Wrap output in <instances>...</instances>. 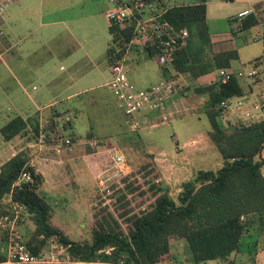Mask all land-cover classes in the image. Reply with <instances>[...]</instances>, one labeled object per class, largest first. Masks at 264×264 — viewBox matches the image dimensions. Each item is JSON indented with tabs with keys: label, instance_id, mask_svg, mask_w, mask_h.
<instances>
[{
	"label": "trees",
	"instance_id": "16d2710c",
	"mask_svg": "<svg viewBox=\"0 0 264 264\" xmlns=\"http://www.w3.org/2000/svg\"><path fill=\"white\" fill-rule=\"evenodd\" d=\"M154 0H144L149 5ZM164 4V3H163ZM152 9L175 30L193 29L203 60L189 63L184 46H177L173 59L162 68V74H187L190 78L210 73L215 68L227 67L236 59L235 50L213 51L210 32L205 19V0L192 5L172 4ZM159 7V6H157ZM255 25L251 17L241 22V29ZM111 36L106 48L108 62L121 58L127 43L133 38L131 25L108 27ZM188 38V36H187ZM187 41V40H186ZM148 56L157 51L150 43L143 45ZM258 59V57L256 58ZM203 92L204 113L209 124L207 136L219 153L222 163L216 169L196 170L181 183L176 196L160 181L152 182L147 190L153 195L145 210L134 212L128 201H123L119 215L132 212L122 228L109 210L100 209L90 231L88 242H71L50 223L52 208L39 192L42 176L27 163L26 154L18 151L0 163V215L9 213L1 203L9 198L21 204L33 223L30 237L22 234L29 250L36 253L51 236L63 244L71 258L81 260H116L123 256L125 264H177L170 254L172 238L185 241L189 260L198 264L206 260H225L236 252L246 235H251L252 246L264 247V116L249 122L225 125L220 120L219 103L230 97L241 96L244 91L239 80L231 75L225 82H213L193 87ZM25 124L15 115L1 127L3 140L24 132ZM33 136L37 135L34 127ZM29 173L30 181H17L20 170ZM135 189V188H134ZM143 192L140 190L139 194ZM120 194L117 200L123 199ZM112 247L110 254L97 253Z\"/></svg>",
	"mask_w": 264,
	"mask_h": 264
},
{
	"label": "rangeland",
	"instance_id": "374dc122",
	"mask_svg": "<svg viewBox=\"0 0 264 264\" xmlns=\"http://www.w3.org/2000/svg\"><path fill=\"white\" fill-rule=\"evenodd\" d=\"M70 1L75 4L79 12H94L90 15L89 27L87 22L84 21L85 27L83 28L82 20H78L75 23L78 26L79 33L87 37V46L91 50L92 57L102 60L104 51L109 46L111 36L108 33L107 28L109 26L107 21L106 23L104 21L101 9L103 7L108 8L110 3L108 0H58V5L61 6L65 2ZM170 2L171 0L168 3L171 4ZM160 4L162 3L154 0L150 5L153 10H156L161 8ZM163 5L167 6L168 4L164 3ZM240 6L231 2L210 3L208 5L209 11L214 8L220 14L218 16H209L210 28L225 29V16L231 12L235 13ZM151 8L149 5L145 6L147 12ZM2 13H0V17ZM63 13L65 14L66 10ZM189 31L190 35H193V29H189ZM239 43L241 45L238 49L240 60L247 61L246 59L255 57L261 51L259 42L242 40ZM261 57H264V54L258 58ZM149 61L157 72V64L152 62V59ZM100 62L105 63L103 60ZM112 62H108L109 79V67ZM251 63L250 61L240 64L231 72L236 74L239 70H246ZM226 68L230 69V66ZM145 70L142 67L140 74H143ZM218 72L219 69L216 68L215 79H211L212 81L210 80L208 84L220 82ZM98 73L96 70H92L81 82L89 79L93 85L102 83ZM127 75L128 80L132 82L133 74L131 70ZM186 77L185 75L184 79ZM148 78L149 76L144 75L143 80L147 81ZM237 79L244 94L222 100L223 105H219V117L224 126L229 123L234 125L240 121L249 122L264 116V67L256 74L248 75L244 73L241 78L237 76ZM186 81L187 79H185V86L182 90L177 92L186 91L184 93L186 95H180L181 100L176 101L173 106L155 111L151 119L139 126L136 132L129 130L126 124V116L116 106L115 96L111 93L106 82V87L95 88L72 97L67 103V108L71 113L68 114L67 110L57 112L59 117L56 125L49 129L53 133L45 135V137L47 136L46 138L38 137V141L35 140L38 143L44 139L40 143V147L35 145L30 150L38 158L40 154L45 162L51 163V166L45 171L50 172L51 167H57L60 171L58 173L63 175L60 177L57 174L55 177L48 172L45 184L44 186L41 185L39 192L48 200L52 208L50 223L57 227L68 240L71 242H88L94 220L99 216L100 209L103 208L111 211L113 217L123 228L124 219L132 212L121 216L119 213L128 206H131L133 211L138 213L139 210H145L152 201L153 195L149 190L146 192L144 190L152 182L160 181L165 184L168 187L169 195L174 198L182 182V174L187 173L188 168L194 172L199 169H215L221 165V157L207 136L209 124L204 113L206 95L203 92H195L193 88L188 86V81ZM199 82L204 83L201 80ZM3 83L9 84V91H2L1 86ZM15 83L16 81L12 80H7L6 82L0 80V127L9 117L14 116L15 112L20 116L22 115L21 111L16 110L17 106L11 105L10 99H8L9 95L15 96L14 94L19 92ZM61 84L59 82L53 91L61 90ZM132 84L135 85L133 82ZM83 86H87V84L81 83L79 85V87ZM75 88L77 87L71 90ZM65 94L56 97L59 100L58 102L64 100L63 96ZM20 99L22 101V96ZM173 100L170 101L169 105L173 103ZM68 121L74 125L72 132L68 130L71 126ZM192 139L196 142L194 146L183 145L184 142ZM18 143L15 142L14 137L7 141L3 140L0 134V163L9 156L10 151L15 149ZM175 143L185 149H192L193 147L194 152L187 157L188 168H186V160L168 159L167 157L165 159V156L164 158L163 156H156L155 159L154 156L147 157L145 155L144 151L151 150L155 154L161 152L166 156H171L174 153ZM1 145L6 147V149L9 145L8 150L5 151ZM20 146L22 148V145ZM56 149L59 152H56ZM116 151H119L124 158L125 167L122 170L112 160ZM159 157L161 160H158ZM82 165L89 169V173L86 172L84 175L82 173L77 174V168L82 167ZM181 166L183 170L180 172L176 167ZM177 172H179V175L175 177L174 174ZM56 179L58 182H55ZM140 190L143 192L139 194ZM120 194H124V197L118 201L117 197ZM123 201H128L129 205L119 208L118 205ZM1 203H5L4 206L8 210L11 209L7 198L2 199ZM18 218L20 219L18 220L17 228L20 234H23L26 238L30 237L34 226L29 215L24 210H21L18 213ZM50 238L47 239L45 244L51 240ZM177 240H179L181 245L175 242V239H172L169 242V250L178 264L181 261V255L188 256V251L185 241L183 239ZM244 242L246 240L242 241V243ZM232 260H229L232 261L230 262L231 264L234 263V259ZM215 263V260L206 261V264ZM235 264L239 263L236 262ZM242 264H245V262Z\"/></svg>",
	"mask_w": 264,
	"mask_h": 264
},
{
	"label": "crops",
	"instance_id": "0c3cea01",
	"mask_svg": "<svg viewBox=\"0 0 264 264\" xmlns=\"http://www.w3.org/2000/svg\"><path fill=\"white\" fill-rule=\"evenodd\" d=\"M155 1L162 4H168L167 6L172 4L192 5L199 2V0H171V4H169L168 2L170 0ZM166 1L168 2L166 3ZM259 1L262 0H205V19L210 32L209 37L212 50H235L236 52V59L230 61V69H236L240 64L248 63L257 57H260L263 53V47L259 42L261 51L258 55L253 58L246 59L247 61L240 60L238 49L241 45L239 42L242 40L246 42H253L250 40V31L243 30L240 33H233L228 22L229 16L234 15L250 4ZM223 2H231L241 6L237 8L235 13L231 12L225 16V29H212L209 26V16H218L220 14L218 10L214 8H211L209 11L208 5L210 3L221 4ZM62 5H58V0H11L6 7V10L3 11L0 17V80L4 82L7 80L16 81L15 84L18 88L17 91L19 92L14 94L15 96L9 95L8 99H10L11 105L17 106V111L22 112L21 116L16 112L15 115L19 116L25 124L24 132L22 131V133L13 136L15 142L19 143L15 146V149L11 150L10 147L11 151L9 156H7L4 160L8 159L14 153L22 150L24 154H26L28 165L32 166L35 172L42 176V186H44L46 175H48L49 172H46L45 169L50 167L51 163L49 164L45 162L43 156L40 154L38 155L40 156L38 158L35 153L30 150V148H33L35 145L40 147V143L44 140L39 141V144L36 142L38 141L39 124L42 122V119L49 120V129H52L55 127L59 117L57 112H60V110H67L68 114L71 113V111L67 108V103L72 97L82 94L85 91H91L102 86L104 87L105 83L109 79L106 49L102 59L105 63H101L100 61L102 60L93 58L91 50L87 46V37L79 33L77 29L78 26L75 23L78 20H82L83 28L85 27V22H87V26L89 27L90 15L94 12H79L72 1L65 2ZM106 9V7L101 9L105 23L106 20L103 12ZM64 10H66L65 14L63 13ZM184 50L189 63H201L202 53L200 51L195 32H193V35H190V33L188 34ZM124 58V69L127 80V73L131 70L133 74L131 81L135 85H133L130 80L128 81L136 90L150 87L165 78L161 71L162 68L158 66L154 59V55L148 56L143 47L139 44L130 45V48L124 53ZM150 59H152V62L157 64V72L153 68V65L149 63ZM142 67L146 70L143 74H140V72H142ZM101 68L103 69L100 70ZM215 69L210 73L197 76L193 79L187 74L182 73V75L187 76L185 79H187L188 82H186L190 88H193L196 86L207 85L211 79L214 80ZM92 70L99 72L98 74L102 79V83L93 85L89 79L81 82ZM144 75L149 76L147 81L143 80ZM200 80L204 83L199 82ZM59 82L62 83L61 90L53 91L56 89ZM81 83H86L87 86L79 87ZM8 87L9 84L3 83L1 89L2 91H9ZM74 87L77 88L71 90ZM185 92L186 91L181 92L182 94L180 92L175 94L170 100L172 101L174 99L173 103L169 105V101L166 104V108L173 106L176 101L181 100L180 95H186L184 94ZM63 94H65V96H63L64 100L58 102L59 100L56 97ZM21 96L23 102L20 99ZM153 114L155 113H149L147 115V121L151 119ZM68 124L71 125L68 130L72 132L74 125L70 121H68ZM34 127L37 129L36 136H33L32 129ZM49 133H53V131H49ZM195 144L196 142L193 139L183 143L184 146H194ZM20 145H22V148ZM1 147L7 151L9 145L7 149L3 145H1ZM56 152L59 151L56 149ZM144 152L147 157L154 156L155 159L156 156H163V158L165 156V159L167 157L168 159L176 158L177 160H186V168H188L187 157L189 154L194 152V149L193 147L192 149H185L175 143L174 153L171 156H166L161 152H157V154H155L151 150H146ZM158 160H161V158L159 157ZM176 168H178L177 170L180 172L183 170L182 166ZM58 172L60 171L57 167H51L49 174H52V176L55 177L59 174L60 177H62L63 175ZM76 172L77 174L82 173V175H84L86 172L89 173V169H86V167L82 165V167L77 168ZM261 172L264 175V164L261 167ZM192 174L193 172L190 168H188L187 173L182 174V182L189 179ZM174 175L175 177H178L179 172ZM58 180L60 181V179ZM55 182H58L57 179ZM180 185L177 190H179ZM172 239H175V242L181 245L177 238ZM172 239H170V241ZM244 240H246V242L239 246L238 251L232 252L225 260L221 261L215 259V264H229L233 261L232 259H234L233 264L236 262L239 264L244 262L245 264H264V247L259 246L258 244H256V246H252L251 235H246ZM180 258L181 261H179L178 264H192L189 260V256L181 255ZM230 259L232 261H229ZM206 261L198 264H206Z\"/></svg>",
	"mask_w": 264,
	"mask_h": 264
},
{
	"label": "built area",
	"instance_id": "2783aa9c",
	"mask_svg": "<svg viewBox=\"0 0 264 264\" xmlns=\"http://www.w3.org/2000/svg\"><path fill=\"white\" fill-rule=\"evenodd\" d=\"M9 2L10 0H0V13L6 9ZM108 2L110 6L104 12L108 26L113 24H117L119 27L131 25L133 38L127 43L125 52L130 48V45L139 44L143 47L148 42L157 50L154 59L161 67L172 61L173 52L177 46L185 45L188 36L186 28L175 30L161 17L160 12H147L144 0H108ZM246 17H251L255 23L252 28L247 29L250 31V40L260 42L263 47L262 54H264V0L252 3L228 17L233 33L243 31L241 22ZM124 53L121 58L111 63L109 67L110 79L106 85L115 96L116 106L126 116L129 130L136 132L139 126L147 121L149 113L166 108V104L171 98L185 86V79L182 73H171L157 84L136 90L129 83L125 74ZM251 62L246 70H239L236 74L231 72L234 71L233 69L218 68L219 81L225 82L231 75L241 78L244 73L256 74L264 67V57L253 59ZM219 105H223V101H220ZM46 134H50L49 120L42 119L39 124V137L44 138ZM112 160L120 170L125 167L123 155L119 151H116ZM18 181H30L29 173L24 169L20 170L16 183ZM7 200L11 208L10 212L0 215V264H125L123 256H119L116 260L71 258L63 244L55 236H52L51 240L36 253L31 252L17 228L20 219L18 213L24 210V207L10 201L9 198ZM111 250L112 247H105L98 250L97 253L108 255Z\"/></svg>",
	"mask_w": 264,
	"mask_h": 264
}]
</instances>
